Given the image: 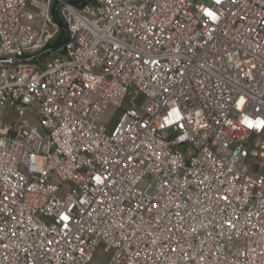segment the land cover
<instances>
[{"label": "built area", "instance_id": "2783aa9c", "mask_svg": "<svg viewBox=\"0 0 264 264\" xmlns=\"http://www.w3.org/2000/svg\"><path fill=\"white\" fill-rule=\"evenodd\" d=\"M99 250L264 264V0H0V264Z\"/></svg>", "mask_w": 264, "mask_h": 264}, {"label": "rangeland", "instance_id": "374dc122", "mask_svg": "<svg viewBox=\"0 0 264 264\" xmlns=\"http://www.w3.org/2000/svg\"><path fill=\"white\" fill-rule=\"evenodd\" d=\"M126 106V103L123 104V107ZM121 113L120 109H117L116 107L109 105L101 115L98 124H106L108 128L113 126L114 122L119 117V114ZM32 122H35V119H31ZM107 256L99 250L95 253L93 259L89 262V264H106Z\"/></svg>", "mask_w": 264, "mask_h": 264}, {"label": "trees", "instance_id": "16d2710c", "mask_svg": "<svg viewBox=\"0 0 264 264\" xmlns=\"http://www.w3.org/2000/svg\"><path fill=\"white\" fill-rule=\"evenodd\" d=\"M80 1L81 2H87L89 0H80ZM60 26H61L60 35H59V38H58V40H57V42L55 44L57 46L61 45L62 40L65 38L64 25H63V23H60Z\"/></svg>", "mask_w": 264, "mask_h": 264}]
</instances>
